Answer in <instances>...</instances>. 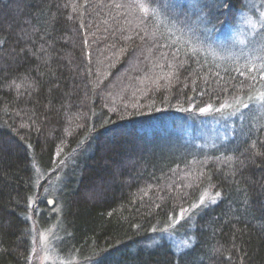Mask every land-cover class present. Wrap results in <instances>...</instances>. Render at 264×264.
<instances>
[{"label": "trees", "instance_id": "obj_1", "mask_svg": "<svg viewBox=\"0 0 264 264\" xmlns=\"http://www.w3.org/2000/svg\"><path fill=\"white\" fill-rule=\"evenodd\" d=\"M179 1L0 0V264H28L53 215L35 195L56 174L65 261L264 264V27L243 45L207 37L205 53L199 25H233L245 0H201L192 18ZM238 105L218 143L175 127ZM166 231L191 245L174 252Z\"/></svg>", "mask_w": 264, "mask_h": 264}, {"label": "rangeland", "instance_id": "obj_2", "mask_svg": "<svg viewBox=\"0 0 264 264\" xmlns=\"http://www.w3.org/2000/svg\"><path fill=\"white\" fill-rule=\"evenodd\" d=\"M200 2L201 0H180L178 6H185L187 7L186 11L184 12H177V16L183 15L184 17L192 18L196 17L197 14L200 13ZM199 3V4H198ZM172 12V11H171ZM175 13V12H174ZM211 16H214L213 12H209L207 14H204L205 19L210 18ZM199 21L201 22V16H199ZM158 20L165 21L161 19L160 17L157 18ZM167 22V21H165ZM168 27L174 32L182 34L186 37L191 36L190 29H186L184 31H179L178 24L175 20L172 22H167ZM228 23V22H227ZM263 25V26H262ZM264 27V0H245L244 4V10H241L237 16V19L235 20V23L233 25L222 28H217L210 30L207 28L206 25L200 24L199 25V31L200 35H206L205 37H194L193 42L196 44H200V42L203 45V50L205 53H211L212 52V44L211 42H208L207 37H214L224 43L230 42L231 45H243L247 40H250L254 37V35L259 31V29ZM214 45V44H213ZM215 47V46H214ZM221 48V47H219ZM218 48V49H219ZM253 46H249L244 48L243 50L234 49L231 46H226L223 48V53L229 57H235V58H246L247 60H250L248 63L250 64H257V61L251 60L253 58ZM264 102L261 100H257V102H254V107L257 111V114L260 115L262 113L263 104ZM251 108H254L253 106H250ZM227 107L222 106L218 109H202L200 112L197 113L196 121H199L198 126L194 128L192 126V123L190 120H187L186 123L183 125H180L179 123L176 124V129L180 126H183V131L187 133V130L196 129L193 130L195 133L193 134L196 138L201 139L203 142H206L208 144H213L215 142H219L230 136L231 134V127L234 126L237 122L241 120L242 117V111L243 106L238 105L235 108H231L229 111L226 110ZM247 109H249V106H247ZM201 117V118H199ZM52 171V170H49ZM44 175V174H43ZM42 175V176H43ZM41 176V177H42ZM57 174L53 177H47L44 178V183L41 184L40 189L36 197L39 198L40 202H47L48 200L52 201V207L48 209L50 211L51 216H44V220L47 222L44 229H40L35 223L33 225V232H34V242H33V248L28 256V264H76V260L72 261H65L58 257V254H60V242L61 238L58 239L57 235V223L58 219L54 218V215L56 213H59V206L57 207L54 199L52 197L51 191L54 190V179L56 178ZM53 177V178H52ZM43 178V177H42ZM39 179V180H42ZM211 199V198H210ZM209 199V201H211ZM202 201L193 206V211L206 207L207 204L205 201H203L204 205L200 206ZM34 207L36 206V201L33 202ZM37 207H35L36 209ZM35 209H33L35 211ZM32 210V211H33ZM30 211V212H32ZM33 211V212H34ZM189 213V210H184L181 213L178 214L176 222L184 221ZM33 216L35 214H32ZM60 221V220H59ZM57 223V224H56ZM174 226H180L174 225ZM171 231H174V227L170 229ZM171 231H166L162 233V238L170 243V245L175 248L173 250L174 252H180L183 250H186L191 245V239L187 238L185 236L184 239L177 238Z\"/></svg>", "mask_w": 264, "mask_h": 264}, {"label": "water", "instance_id": "obj_3", "mask_svg": "<svg viewBox=\"0 0 264 264\" xmlns=\"http://www.w3.org/2000/svg\"><path fill=\"white\" fill-rule=\"evenodd\" d=\"M46 203H47V207L50 209L52 207V201L48 200Z\"/></svg>", "mask_w": 264, "mask_h": 264}, {"label": "bare ground", "instance_id": "obj_4", "mask_svg": "<svg viewBox=\"0 0 264 264\" xmlns=\"http://www.w3.org/2000/svg\"><path fill=\"white\" fill-rule=\"evenodd\" d=\"M197 116H198V115H197ZM197 116H195V121H194V122H191L193 127L195 126V123L197 122V121H196V120H197V119H196ZM199 118H201V117H199ZM198 122H199V121H198ZM143 133L145 134V132H143ZM120 160H121V158H120Z\"/></svg>", "mask_w": 264, "mask_h": 264}]
</instances>
